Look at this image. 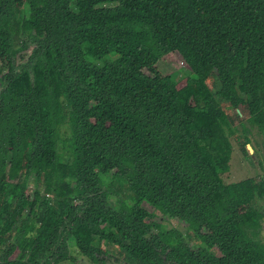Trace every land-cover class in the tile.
<instances>
[{"label":"trees","instance_id":"trees-1","mask_svg":"<svg viewBox=\"0 0 264 264\" xmlns=\"http://www.w3.org/2000/svg\"><path fill=\"white\" fill-rule=\"evenodd\" d=\"M0 65V264H264V0H0Z\"/></svg>","mask_w":264,"mask_h":264},{"label":"rangeland","instance_id":"rangeland-1","mask_svg":"<svg viewBox=\"0 0 264 264\" xmlns=\"http://www.w3.org/2000/svg\"><path fill=\"white\" fill-rule=\"evenodd\" d=\"M28 47L24 50L19 51V54H22L24 58H27L31 52V47L30 48ZM15 60L16 63H20L19 57L17 55ZM156 68L163 75H169L170 77L175 78L176 80H179L190 74L187 70L183 68L166 65L160 62L156 64ZM59 131L62 139H66L68 137V129L66 126L60 127ZM237 135L241 136L242 138L246 136L250 140V144L248 145L251 147L253 151L250 153L248 152L247 156H245L240 150L241 149L240 145L237 139L235 138V136ZM235 136L229 137L232 144V158H231L230 174L228 177V181L236 182L244 178H255L256 180L262 179L264 177V132L260 131L255 126L251 125L248 121L244 120L242 124L237 126ZM59 154L63 158L67 157L66 143H62V142L59 143ZM29 190H30L29 195L32 196L34 190L33 184L29 185ZM117 194H118L117 192L116 194H113V197L114 195H116L115 198L119 199V195ZM114 200H115L114 198L110 200V205L112 206L115 205ZM263 206L264 203L262 202H259L257 204L258 208L261 207L260 209H262ZM145 208L148 207L145 205ZM159 218L160 219H158L157 221L163 223V226L165 227L166 231L175 230L185 235L186 232L183 230V228L185 227L183 223L177 220L167 219L163 216H160ZM259 240L262 243H264V220L261 222ZM93 244L98 245V241H95ZM69 246H70V253L73 254L75 261H65L60 264H92L86 258L76 253L71 242H69ZM104 248L107 249L108 247L104 245ZM115 259L118 260L116 251L113 248H110V253L105 257L103 264H124L123 261L121 260L115 261Z\"/></svg>","mask_w":264,"mask_h":264},{"label":"water","instance_id":"water-1","mask_svg":"<svg viewBox=\"0 0 264 264\" xmlns=\"http://www.w3.org/2000/svg\"><path fill=\"white\" fill-rule=\"evenodd\" d=\"M246 148H247V150H248L249 153L253 151L249 145H247Z\"/></svg>","mask_w":264,"mask_h":264}]
</instances>
